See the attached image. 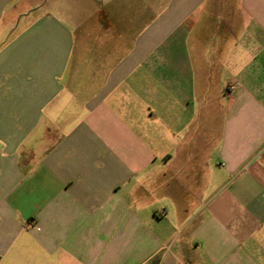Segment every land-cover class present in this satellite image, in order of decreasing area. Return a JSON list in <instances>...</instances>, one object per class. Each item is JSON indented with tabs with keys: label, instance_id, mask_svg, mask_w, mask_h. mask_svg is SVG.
<instances>
[{
	"label": "crops",
	"instance_id": "0c3cea01",
	"mask_svg": "<svg viewBox=\"0 0 264 264\" xmlns=\"http://www.w3.org/2000/svg\"><path fill=\"white\" fill-rule=\"evenodd\" d=\"M142 262L264 264V0H0V264Z\"/></svg>",
	"mask_w": 264,
	"mask_h": 264
},
{
	"label": "built area",
	"instance_id": "2783aa9c",
	"mask_svg": "<svg viewBox=\"0 0 264 264\" xmlns=\"http://www.w3.org/2000/svg\"><path fill=\"white\" fill-rule=\"evenodd\" d=\"M236 88V83L235 82H230L227 86L228 91H233ZM141 264H147V262H142Z\"/></svg>",
	"mask_w": 264,
	"mask_h": 264
}]
</instances>
